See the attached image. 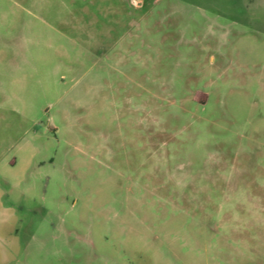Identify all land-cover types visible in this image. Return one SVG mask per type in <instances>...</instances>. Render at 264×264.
Here are the masks:
<instances>
[{
    "label": "rangeland",
    "instance_id": "obj_1",
    "mask_svg": "<svg viewBox=\"0 0 264 264\" xmlns=\"http://www.w3.org/2000/svg\"><path fill=\"white\" fill-rule=\"evenodd\" d=\"M0 264H264V0H0Z\"/></svg>",
    "mask_w": 264,
    "mask_h": 264
}]
</instances>
